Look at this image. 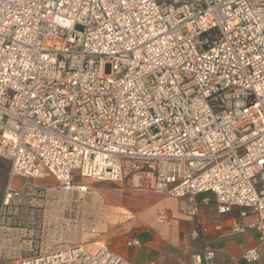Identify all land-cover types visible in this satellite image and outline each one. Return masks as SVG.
Returning a JSON list of instances; mask_svg holds the SVG:
<instances>
[{"label":"built area","instance_id":"2783aa9c","mask_svg":"<svg viewBox=\"0 0 264 264\" xmlns=\"http://www.w3.org/2000/svg\"><path fill=\"white\" fill-rule=\"evenodd\" d=\"M0 157V214L16 178L79 193L76 177L131 179L189 216L198 195L256 215L231 226L257 230L242 260L264 264V0H0ZM18 264L132 263L91 240Z\"/></svg>","mask_w":264,"mask_h":264},{"label":"crops","instance_id":"0c3cea01","mask_svg":"<svg viewBox=\"0 0 264 264\" xmlns=\"http://www.w3.org/2000/svg\"><path fill=\"white\" fill-rule=\"evenodd\" d=\"M9 167L10 162L0 157V199L8 184ZM28 180L30 179L16 178L11 182V186L20 188L22 184H27ZM153 194L156 196L151 198L150 203L134 213L131 212L134 229L128 231V234L129 238H138L139 245L130 246L133 251L126 243H118L113 249L107 246L132 264H148L150 261L158 264H187L192 254L204 250L213 252V264H246L242 260L244 251L259 246V234L256 229L247 227L244 232L235 233L231 226L235 217L242 225L256 222L257 216L254 214L239 217L234 209L219 215L213 200L203 203L204 195H198L195 199L199 211L193 217L184 211L190 204L187 198ZM8 207L0 214V264H18L21 259L29 256L25 252V240L22 239L25 232L12 226L10 219L13 215L8 214ZM201 227L205 228V231H200ZM194 229H197L196 235L193 233Z\"/></svg>","mask_w":264,"mask_h":264},{"label":"rangeland","instance_id":"374dc122","mask_svg":"<svg viewBox=\"0 0 264 264\" xmlns=\"http://www.w3.org/2000/svg\"><path fill=\"white\" fill-rule=\"evenodd\" d=\"M80 181L87 185L84 194L59 189L52 176L30 179L20 194L11 198L7 211L13 215L12 226L25 232L26 255L93 239L110 249L125 244L128 231L134 229L131 212L156 196L139 189L131 179H74Z\"/></svg>","mask_w":264,"mask_h":264},{"label":"bare ground","instance_id":"6f19581e","mask_svg":"<svg viewBox=\"0 0 264 264\" xmlns=\"http://www.w3.org/2000/svg\"><path fill=\"white\" fill-rule=\"evenodd\" d=\"M134 182H136V181H134ZM81 193V192H80Z\"/></svg>","mask_w":264,"mask_h":264}]
</instances>
